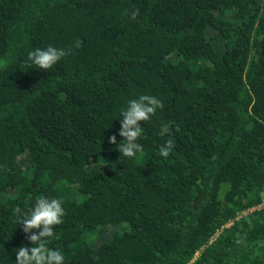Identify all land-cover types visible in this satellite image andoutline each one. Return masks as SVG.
Segmentation results:
<instances>
[{
	"label": "trees",
	"instance_id": "1",
	"mask_svg": "<svg viewBox=\"0 0 264 264\" xmlns=\"http://www.w3.org/2000/svg\"><path fill=\"white\" fill-rule=\"evenodd\" d=\"M48 44L72 51L29 68ZM140 94L133 161L109 137ZM41 196L64 264H264V0H0V264Z\"/></svg>",
	"mask_w": 264,
	"mask_h": 264
},
{
	"label": "clouds",
	"instance_id": "2",
	"mask_svg": "<svg viewBox=\"0 0 264 264\" xmlns=\"http://www.w3.org/2000/svg\"><path fill=\"white\" fill-rule=\"evenodd\" d=\"M80 41L77 39L72 47L78 48ZM72 47H57L48 44L45 47H35L27 52L29 68L48 70L57 64L61 58L72 51ZM163 104L156 96L140 94L130 98L126 106L119 109V129L116 134L109 137V142L116 145L120 156L133 161L141 152L138 138L142 134L139 122L147 121ZM167 125H163L161 133L166 132ZM116 135L123 139L117 142ZM174 141L169 138L159 147V154L167 157L172 150ZM63 200L60 197L41 196L34 202L26 205V210L17 217V225L26 234L31 246H20L15 251V264H64V256L58 249L48 247L51 240L55 239L54 226L61 223L65 214ZM38 231H33V230Z\"/></svg>",
	"mask_w": 264,
	"mask_h": 264
},
{
	"label": "rangeland",
	"instance_id": "3",
	"mask_svg": "<svg viewBox=\"0 0 264 264\" xmlns=\"http://www.w3.org/2000/svg\"><path fill=\"white\" fill-rule=\"evenodd\" d=\"M263 205H264V203L262 205L256 207V208H254V209L260 208ZM254 209H252V210H254ZM252 210H250V211H252ZM250 211H248V212H250ZM125 227L126 226H124L123 230L125 229ZM94 231L95 230H91V229H86L84 231V233H83L84 234V240L87 243H88V240L91 239V238H94L95 244H99V243L103 242L105 239H107L110 236L109 233H110L111 229L108 228V227H106V228L99 227L95 234L93 233Z\"/></svg>",
	"mask_w": 264,
	"mask_h": 264
}]
</instances>
